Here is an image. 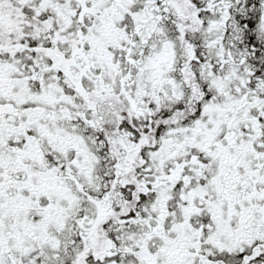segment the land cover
I'll use <instances>...</instances> for the list:
<instances>
[{
	"label": "snow or ice",
	"instance_id": "1",
	"mask_svg": "<svg viewBox=\"0 0 264 264\" xmlns=\"http://www.w3.org/2000/svg\"><path fill=\"white\" fill-rule=\"evenodd\" d=\"M0 264H264V0H0Z\"/></svg>",
	"mask_w": 264,
	"mask_h": 264
}]
</instances>
